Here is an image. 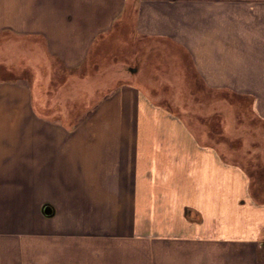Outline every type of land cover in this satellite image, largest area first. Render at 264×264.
<instances>
[{"label":"crops","instance_id":"crops-1","mask_svg":"<svg viewBox=\"0 0 264 264\" xmlns=\"http://www.w3.org/2000/svg\"><path fill=\"white\" fill-rule=\"evenodd\" d=\"M116 20L264 127V0H0V264H264V139L180 135L141 64L72 74ZM73 83L99 92L76 122L42 113Z\"/></svg>","mask_w":264,"mask_h":264},{"label":"rangeland","instance_id":"rangeland-1","mask_svg":"<svg viewBox=\"0 0 264 264\" xmlns=\"http://www.w3.org/2000/svg\"><path fill=\"white\" fill-rule=\"evenodd\" d=\"M130 6L131 3L127 4L124 12H128ZM119 23L120 20H116L111 26L112 29L108 30L106 35L103 34L105 36L98 37L97 35L96 39L93 40L95 48L90 52L88 64H85L86 66L84 65L81 70H73L72 74L84 75L89 73L95 75L103 69L105 71L106 69L110 70L112 73L114 68H110V66L115 62H120L122 64L120 66H123V77H129L131 73L134 75L136 65L139 64L140 66L141 64L142 67L138 68H141L139 74L143 73L142 80H147L148 83H144V85L150 92V94L147 93L149 98L147 102L169 111L176 119L180 135L183 124L186 128V135L188 136L189 133L197 140L248 139L258 141L264 139V127L256 118L249 115L247 100L232 98L224 91H212L206 88L199 82L198 78L192 75L188 69V57L182 52L171 51L168 53L162 51L161 48H154V50H149L147 54L142 53L141 59L138 58L139 52L134 50L142 44L152 41L131 39L126 31L127 27L117 26ZM123 29L125 30L123 31ZM122 44L125 45L123 49ZM130 69L134 72H130ZM65 76L63 81L66 80ZM151 81L157 83L150 84ZM121 82L123 81L121 80ZM53 84L51 85V82L47 81L42 87L43 92H47L48 95L54 94L53 91L56 92L59 85ZM115 85L120 84H108L107 86L115 87ZM94 88H96L94 85L88 89L86 84L79 86L74 83L62 86L56 98L47 97V105L42 113L67 123H74L82 115V112L87 111L81 110L83 106H88L89 101V107L94 103L92 101L99 94L97 91L93 92ZM90 91L91 94L88 96L87 92ZM15 133H4V135L9 134L10 137L15 135L20 138ZM251 146H253L250 148L251 151L257 152L259 150V144L254 143ZM2 238L5 239L4 236ZM11 238V241H20L18 245L22 249L26 245L27 251L32 247L33 242L41 247L51 242L50 237L46 235L35 237V235L30 234ZM9 249L12 252L13 246Z\"/></svg>","mask_w":264,"mask_h":264},{"label":"water","instance_id":"water-1","mask_svg":"<svg viewBox=\"0 0 264 264\" xmlns=\"http://www.w3.org/2000/svg\"><path fill=\"white\" fill-rule=\"evenodd\" d=\"M44 211H45V213H47V214L50 213V208H49V206H45V207H44Z\"/></svg>","mask_w":264,"mask_h":264}]
</instances>
